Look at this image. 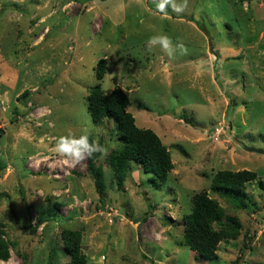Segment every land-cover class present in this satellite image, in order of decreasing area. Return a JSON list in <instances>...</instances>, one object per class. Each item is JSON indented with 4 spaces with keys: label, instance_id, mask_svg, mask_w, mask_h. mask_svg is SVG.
I'll list each match as a JSON object with an SVG mask.
<instances>
[{
    "label": "rangeland",
    "instance_id": "1",
    "mask_svg": "<svg viewBox=\"0 0 264 264\" xmlns=\"http://www.w3.org/2000/svg\"><path fill=\"white\" fill-rule=\"evenodd\" d=\"M160 2L0 0V221L16 243L0 264H47L55 243L51 264L65 261L62 227L82 232L86 264H264V153L243 148L264 150V0H188L167 16ZM156 35L187 53L147 51ZM98 82L124 89L135 124L169 150L165 183L132 161L118 185L100 153L102 203L86 159L72 166L56 154L57 139L73 134L87 133L108 153L116 147L115 122L96 125L87 111L86 91ZM220 169L257 173L241 202L208 188ZM203 189L222 220L242 224L212 259L182 236L191 195Z\"/></svg>",
    "mask_w": 264,
    "mask_h": 264
},
{
    "label": "trees",
    "instance_id": "2",
    "mask_svg": "<svg viewBox=\"0 0 264 264\" xmlns=\"http://www.w3.org/2000/svg\"><path fill=\"white\" fill-rule=\"evenodd\" d=\"M107 60L100 58L95 65V78L101 80L105 73ZM87 111L91 121L99 125L105 119L115 122L118 143L106 156L108 167L117 175L118 185L124 178L131 163L142 166L144 172H151L160 182L165 183L168 173L173 169V162L167 147L159 136L149 128L135 124L133 115L128 111L129 99L127 93L115 83L110 91H105L100 83H95L86 91ZM90 143H98L89 135ZM100 153H94L86 158V170L94 179L96 191L103 203L104 178L101 167L96 164ZM257 177L255 171L241 169L232 171L220 169L210 177L208 188L212 191L225 190L239 202L245 195V183ZM189 212L182 216V236L184 244L204 259L215 257L219 243L224 239H234L239 234L242 224L235 217L223 218V208L218 201L209 196L206 189L191 195ZM35 231V226L30 227ZM61 251L67 259L59 264H86L87 258L81 249L82 232L79 229L62 227L59 232ZM16 243L7 238L4 223L0 221V261L9 258L10 249ZM56 243L52 245L47 264H51L56 252ZM23 261L26 256L23 255ZM24 264V263H23Z\"/></svg>",
    "mask_w": 264,
    "mask_h": 264
},
{
    "label": "clouds",
    "instance_id": "3",
    "mask_svg": "<svg viewBox=\"0 0 264 264\" xmlns=\"http://www.w3.org/2000/svg\"><path fill=\"white\" fill-rule=\"evenodd\" d=\"M188 0H183L182 3L176 4L174 0H161L157 5V11L164 16L168 15L167 8L172 7V10L177 14L183 13L187 8ZM156 47L162 49L169 57H172L177 50L181 54L187 53V48L183 42H177L175 45L167 35H156L148 39L146 43L147 51L151 52ZM55 152L58 156L64 158L65 163L71 162L75 166L86 158H90L94 153H101L103 156L108 154L106 147H101L98 143H90L87 133L76 136L66 135L60 136L55 144Z\"/></svg>",
    "mask_w": 264,
    "mask_h": 264
},
{
    "label": "built area",
    "instance_id": "4",
    "mask_svg": "<svg viewBox=\"0 0 264 264\" xmlns=\"http://www.w3.org/2000/svg\"><path fill=\"white\" fill-rule=\"evenodd\" d=\"M220 131H221V127H220L219 125H217V126H215V127L213 128V131H212V138H213L214 140H217V139H218V134H219Z\"/></svg>",
    "mask_w": 264,
    "mask_h": 264
},
{
    "label": "water",
    "instance_id": "5",
    "mask_svg": "<svg viewBox=\"0 0 264 264\" xmlns=\"http://www.w3.org/2000/svg\"><path fill=\"white\" fill-rule=\"evenodd\" d=\"M243 148L245 150L251 151V152L264 153V150H262V149L254 148V147L247 146V145H243Z\"/></svg>",
    "mask_w": 264,
    "mask_h": 264
}]
</instances>
